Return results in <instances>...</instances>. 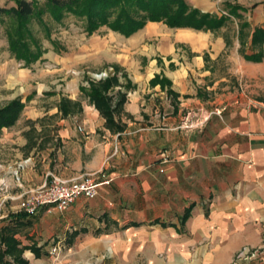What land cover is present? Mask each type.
<instances>
[{"label":"crops","instance_id":"obj_1","mask_svg":"<svg viewBox=\"0 0 264 264\" xmlns=\"http://www.w3.org/2000/svg\"><path fill=\"white\" fill-rule=\"evenodd\" d=\"M185 2L217 17L227 16V3L242 19L229 17L214 32L148 22L128 38H91L107 77L119 68L108 94L112 104L125 95L112 117L121 129L106 127L79 91L96 83L89 76L55 86L51 108L26 106L35 90L15 124L0 130V227L18 213L15 198L50 176L109 179L93 199L21 220L27 225L14 238L27 248L26 264H54L45 248L63 237L68 252L55 264H80L90 254L102 264H264V51L258 63L243 58L256 52L252 30H264V0ZM241 22L248 28L238 34ZM222 58L226 74L215 77ZM62 98L79 110L62 115ZM242 251L256 255L237 260Z\"/></svg>","mask_w":264,"mask_h":264},{"label":"trees","instance_id":"obj_2","mask_svg":"<svg viewBox=\"0 0 264 264\" xmlns=\"http://www.w3.org/2000/svg\"><path fill=\"white\" fill-rule=\"evenodd\" d=\"M12 3L13 5L10 7H0V25L3 28L9 56L15 62L20 63L21 68L25 69H30L35 63L41 62L45 53L35 35L33 26L42 33L52 51L60 53L63 49L50 37L48 23L60 25L67 16L83 23V31L87 37L91 36L98 28L105 27L110 32L124 38L130 37L142 29L147 22L162 23L168 29L214 32L229 20V17L242 19L241 15L236 13L237 10H241L237 6L223 3L222 7L227 16L217 17L214 14L199 12L190 7L185 0H12ZM245 28H248V25L241 22L238 34L241 29ZM250 46L252 49H256V52L244 56V60L252 63L260 62L263 56L264 30L260 28L252 30ZM202 58L204 62L207 60L205 55ZM112 70L113 74L103 81L89 82L87 89L79 88L81 94L104 119L108 128L115 125L112 119L113 114L121 111L125 99L124 94H117L115 102L112 104L113 100L108 91L118 84L119 68L112 66ZM120 78L126 79L123 73H120ZM163 82L168 85V82ZM166 92L175 96L169 90ZM32 95L31 93L26 96L24 102H21L20 97H16L0 106V130L10 128L15 124L23 111L24 103ZM196 96L201 97L200 92H197ZM261 102L264 103V99H261ZM77 110H79L77 103L60 99L57 111L62 115ZM116 129L121 128L117 126ZM187 216L188 211H185L181 223ZM26 218L31 217L18 212L2 220L4 224L0 227V264H26V261L21 258V254L27 248L20 246L14 238L22 226L27 225V222L21 223V220ZM28 249L34 257L39 256V249L33 245Z\"/></svg>","mask_w":264,"mask_h":264},{"label":"rangeland","instance_id":"obj_3","mask_svg":"<svg viewBox=\"0 0 264 264\" xmlns=\"http://www.w3.org/2000/svg\"><path fill=\"white\" fill-rule=\"evenodd\" d=\"M12 5V0H0V7L7 8ZM48 25L50 28V37L58 43L63 51L60 53H54L48 41L44 39L42 33L33 26L35 35L39 39L41 47L45 50V53L42 56V61L35 63L30 69L21 68L20 63L15 62L9 56L3 35V28L0 25L1 106L12 97H23L25 95H30L31 93L34 94V91L36 90L37 95L35 97L32 96L31 102L25 103L26 106L39 105L41 107L51 108L55 105V94L57 93L55 86L64 85V83L70 79H76L78 82H83L85 78L89 77L91 74L105 72L103 68H105L106 63L103 59L102 51H99L97 47H90V45L91 38L97 36L103 38L108 32H110V30L105 27H100L91 36L87 37L83 31V23L71 16L65 17L60 25L53 23H48ZM228 31H231L230 26H228ZM113 53L115 54L116 51ZM222 59L223 60L219 61V70L214 73L215 77L224 76L226 74L224 70H221V63H224V58ZM61 67L62 69L57 71V69H60ZM29 70L32 73L28 72ZM27 73L32 79L23 86L18 84L17 79H21L22 76L27 75ZM58 89L60 90V87ZM28 110V108L25 109V111ZM62 240L59 244L55 243L53 246L51 244L46 246L45 249H47L48 252L53 247H58L56 250L57 254L49 256L51 257L50 263L55 264L57 260L68 252L67 249L62 248ZM100 254L102 255L103 253ZM80 264L102 263L99 262L96 254H90Z\"/></svg>","mask_w":264,"mask_h":264},{"label":"built area","instance_id":"obj_4","mask_svg":"<svg viewBox=\"0 0 264 264\" xmlns=\"http://www.w3.org/2000/svg\"><path fill=\"white\" fill-rule=\"evenodd\" d=\"M109 72L91 74L90 80L101 81L108 76ZM108 184L109 179L103 174L71 179H59L55 176H50L48 184H43L34 191L16 197L17 209L18 212H22L28 217L36 216L41 209L47 207L63 212L77 198L93 199L97 195L98 189ZM56 250L57 248L53 247L49 254L56 255ZM255 255V252L242 251L236 259L253 258Z\"/></svg>","mask_w":264,"mask_h":264}]
</instances>
